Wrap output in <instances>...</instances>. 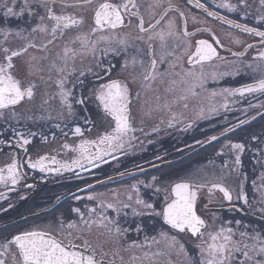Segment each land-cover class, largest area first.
I'll return each mask as SVG.
<instances>
[{
	"label": "snow or ice",
	"instance_id": "obj_1",
	"mask_svg": "<svg viewBox=\"0 0 264 264\" xmlns=\"http://www.w3.org/2000/svg\"><path fill=\"white\" fill-rule=\"evenodd\" d=\"M186 2L229 30L258 37L264 46L261 27L221 15L201 0ZM258 5L254 19L264 27V0H258ZM215 6L245 20L252 15L250 0H219ZM188 21L189 15L172 0H149L146 7L140 0H0V146L12 150L5 153L10 162L0 167V186L15 191L27 179L25 166L46 175L71 172L79 177L77 169H99L110 163L109 158L119 161L117 153L129 155L139 139L135 133L144 132L134 124V102L143 116L160 114L159 125L182 124L180 130L187 132L221 108L229 111L230 102L264 96V48L252 62H246L244 57L254 44L230 31L232 44L243 45L233 50L210 27L190 32ZM192 21L201 23L195 16ZM199 32L210 39L193 41ZM18 58L27 69L23 79L16 74ZM241 75H250L252 82L213 90L205 97H222L219 107L211 99L188 120L177 110H187L191 100L200 101L209 80ZM249 107L264 108V103ZM94 109L100 124L92 118ZM248 123L239 120L221 134L227 136ZM101 124L105 127L95 138L86 136ZM45 125L48 131L43 130ZM159 125L152 132L159 133ZM60 137L65 138L61 149L76 154L70 162L41 154L43 145ZM69 137L80 139L70 144L66 142ZM219 139L212 135L196 144L203 147ZM251 139L260 146L249 148L244 142L231 141L224 145L218 155L228 159L221 164L217 180L197 175L169 183L157 175L141 179L136 171H122L121 179L128 176L133 181L122 193L112 189L110 198L95 191L85 197L73 194L75 200L91 201L94 206L85 203L83 210L70 208L76 219L66 223L59 218L56 227L21 230L11 236L0 233V264H117V257L119 264H159L157 258L173 254L182 256L183 264H264V229H254L239 219L223 220L210 207L219 192L221 202L216 207L245 211L237 207L242 203L250 214L259 213L264 220V136ZM246 152L254 160L253 171L260 169L259 182L252 180L259 193L258 207L245 191L248 174L242 157ZM156 160L168 162L163 154L156 155ZM229 178L232 186L224 183ZM24 187L32 189L35 184ZM204 190L208 200L198 211ZM20 199L27 200V196ZM0 200H8L5 193L0 192ZM179 234L190 236L195 254ZM94 235L104 236L109 249L93 243ZM123 253L128 254L127 261ZM108 256L111 259L105 260Z\"/></svg>",
	"mask_w": 264,
	"mask_h": 264
},
{
	"label": "flooded vegetation",
	"instance_id": "obj_2",
	"mask_svg": "<svg viewBox=\"0 0 264 264\" xmlns=\"http://www.w3.org/2000/svg\"><path fill=\"white\" fill-rule=\"evenodd\" d=\"M141 3L147 6L149 0H140ZM172 2L177 5L181 10L185 11L189 15L188 30L190 32H195L198 28L210 27L215 33L220 37L222 43L233 50H241L243 45L237 46L232 44L229 32L233 36H239L246 43H252L255 48L248 50V55L244 57L246 62H252V58L258 55V52L264 48L259 43L258 37H251L245 34H241L236 30H229L226 25H222L220 22L213 20L211 17H207L206 13L202 10L194 8L192 5L187 4L186 0H172ZM205 3L210 10L217 11L221 15H227L230 19H235L241 23H248L249 26L264 27L257 24L254 16L256 15V9L259 7L258 0H250L252 7L249 9L250 15L247 20H245L242 15L236 13H228L224 9L216 8V3L219 0H201ZM143 11V9H142ZM146 18L147 14L145 13ZM175 15V14H172ZM195 16L201 23H193L192 17ZM206 21L207 23H203ZM177 23H180L177 17ZM210 39L207 33L199 32L193 41L196 39ZM222 54H225L222 52ZM231 59V57H229ZM18 71L17 76L24 78L26 75V65L23 60L17 59ZM211 71V69H208ZM252 78L250 75H241L235 78L224 77L218 81L209 80L206 84V92L201 94L202 99L191 100L189 102V108L177 109L178 111H183L185 113V120L188 118H194V114L202 106H207L211 99L215 100L217 107L222 103V97L215 98H205L209 97V93L213 90L218 91L221 88H234L240 87L245 83H251ZM230 101L233 98H229ZM264 103V96L255 94L241 99L239 102L231 103L230 110L225 112L222 108L218 114L212 115L209 119H203L197 121L193 127L187 131L183 132L180 128L183 125H177L174 128H167L166 125H159L160 114H154L152 118L143 116V114L136 108L135 102L133 105V117L134 124L137 128L143 127L144 132L137 131L135 135L139 138L134 142V146L130 149L129 155H122L117 153L119 156V161L110 159L109 164L103 165L99 169L91 170H79V177L74 173L65 172L62 176L56 173L43 174L38 171L24 167V171L27 172L26 181H22L21 184L16 186V190L12 191L3 186H0V192L5 193L8 200H0V233L6 236H11L21 230L33 229V228H48L50 225L56 227V221L59 218H63L66 223L71 222L76 219L75 213L70 212V208L80 206L83 210V205L85 203L94 206V202L80 200L77 201L73 198V194L79 195L81 197L87 196L90 192H101L105 193V198H110V190L117 189L121 193L125 190L128 183L133 182L131 177L125 176L123 179L119 177L120 172L136 171L139 178L144 179L146 177L150 178L151 175H157L165 179L169 183L179 181L181 179L192 178L197 175L204 176V171L208 174V180H217L221 178L220 166L228 159L227 156H220L218 153L224 148V145L231 142H244L249 148L253 145L260 146L259 141H254L251 139L252 136H264V108L256 107L251 108L249 104L259 105ZM255 117V119H252ZM92 118L100 124L99 115L93 110ZM163 118L167 120V115ZM141 119L143 123H141ZM250 120V123L243 125L238 128L235 132L228 133L227 136L221 133L233 124H238L239 120ZM159 125L161 131L159 133L152 132L154 126ZM20 127H23L21 125ZM105 125L101 124L99 128H93L91 133H86L88 138H95L99 132L103 130ZM44 131H48V125H45ZM146 133L148 135H146ZM212 135H217L220 137L219 140L208 144L205 143L204 146L196 144V140H207ZM3 137L0 136V139ZM80 138L69 137L66 142L70 144L78 143ZM153 141L148 143V141ZM141 141L143 143H141ZM61 142H65V138L60 137L57 142L51 143L49 145H43L41 154H52L56 155L57 159L62 161L70 162L72 158L75 157V153L70 151H65L61 149ZM191 145L192 147H189ZM4 148L3 152H0V167H4L10 162V156L5 155V153L11 152L6 146H0ZM182 149V151H178ZM30 153H32V146H29ZM227 151V149H224ZM59 153V154H57ZM165 155L167 163H162L156 160V155ZM35 158V154H33ZM244 171L248 174V183L245 185V191L249 196V200L254 206L258 207L257 201L259 200V193L255 192L252 187V180L257 178L260 169L257 167L253 171L254 160L252 159L251 152H246L242 157ZM211 161V163H210ZM152 163L161 165L160 168L152 167ZM138 165L147 169V172H140ZM217 170V171H214ZM213 173H216L214 175ZM109 177L113 179L110 180ZM212 177V179H210ZM103 181V183H100ZM35 184V188L29 189L24 187V184ZM224 183L232 186L231 178L225 179ZM94 185V188H89L88 185ZM86 189V191H82ZM201 200L198 203L199 208L207 203L208 196L207 190L201 192ZM221 195L219 192L215 193L213 198V203L210 207L216 210L221 219H239L242 220L244 224L251 225L254 229H264V220L260 218L259 213L250 214L251 210L247 209L242 203H238L237 207L245 208V211H229L227 206L223 209L216 207L221 202ZM20 196H27V200H21ZM225 205L227 202H224ZM9 204L15 205V207L9 208ZM4 208H8V211H3ZM204 214V213H200ZM210 219V217H209ZM255 221L256 223H253ZM180 238L186 242V247L193 254L191 238L184 234H179ZM142 240L143 237L141 236ZM93 243L102 245L105 250H108L110 245L106 241L104 236L94 235L92 237ZM125 261L128 260L129 256L127 253H123ZM111 259V256L105 257V260ZM171 259L173 264H183V257L177 256L175 254L164 257L157 258L159 264H167V261ZM117 264H119V258L117 257Z\"/></svg>",
	"mask_w": 264,
	"mask_h": 264
},
{
	"label": "rangeland",
	"instance_id": "obj_3",
	"mask_svg": "<svg viewBox=\"0 0 264 264\" xmlns=\"http://www.w3.org/2000/svg\"><path fill=\"white\" fill-rule=\"evenodd\" d=\"M220 170V169H219ZM214 171H217V170H214ZM208 173L206 171H204V175H207ZM214 175H216V173H213ZM212 179V177L210 178Z\"/></svg>",
	"mask_w": 264,
	"mask_h": 264
},
{
	"label": "trees",
	"instance_id": "obj_4",
	"mask_svg": "<svg viewBox=\"0 0 264 264\" xmlns=\"http://www.w3.org/2000/svg\"><path fill=\"white\" fill-rule=\"evenodd\" d=\"M253 223H256L255 221H252Z\"/></svg>",
	"mask_w": 264,
	"mask_h": 264
}]
</instances>
